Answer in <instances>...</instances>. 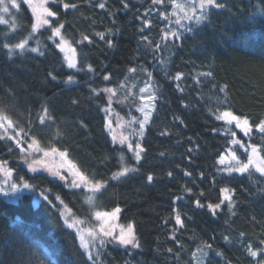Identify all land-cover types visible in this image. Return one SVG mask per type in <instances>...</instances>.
Returning a JSON list of instances; mask_svg holds the SVG:
<instances>
[{
    "label": "trees",
    "instance_id": "trees-1",
    "mask_svg": "<svg viewBox=\"0 0 264 264\" xmlns=\"http://www.w3.org/2000/svg\"><path fill=\"white\" fill-rule=\"evenodd\" d=\"M70 2L78 8L65 11L62 6H48L59 13V21L65 24L62 33L76 49L77 67L83 70L68 67L61 51L48 39L50 31L43 29L29 41V47H38L44 55L16 50L8 56L3 45L19 42L34 22L29 8L21 4L20 10L11 11L8 24H0V109L19 121L29 137L35 136L42 145L51 141L67 150L68 158L86 174L108 181L106 190L97 196V210L120 208V224L134 226L141 247H103L101 264H195L192 252L205 241L213 246L205 264H256L245 244L261 247L259 241L264 239V177L219 171L217 160L229 147L230 137L221 134L227 125L213 113L220 108L248 116L253 122L264 118V14L255 17L256 24L247 22L262 0H219L225 7L212 9L208 20L194 26L192 32L176 25V17L165 20L160 15L172 11L167 0L164 5H154L152 0H103L104 9L96 6L101 0ZM145 20L152 21L150 27H145ZM14 21L15 31L11 27ZM161 30H176L180 39L163 41ZM97 33H105V39ZM83 35L92 42L77 43ZM144 36L152 41L151 47L142 40ZM157 42L162 47L154 52ZM162 59L166 61L163 65ZM89 64L94 72L87 70ZM130 68L136 72H129ZM207 72L212 76L201 75ZM148 73L158 99L140 140L145 152L136 164L133 154L113 143L106 119L110 111L138 115L139 89L149 82ZM177 73L183 74L179 81L173 79ZM107 74L110 80L104 79ZM70 75L75 82L65 84ZM121 82L127 87L118 88L109 105V94L102 90L117 88ZM126 95L127 100L123 99ZM45 105L54 120L41 126L37 114ZM230 128L235 131L234 126ZM252 142L261 143L255 130ZM8 146L13 147L11 153ZM121 152L138 172L119 181L109 180L118 168ZM0 159L14 169V178L24 176L38 185V191L51 189L49 199L57 205L53 208L42 199L36 204L33 194L19 201L0 196V264H39L41 260L44 264L50 260L89 264L76 233L60 216L64 206L55 200L60 195L76 216L84 218L89 208L83 204V190L66 187L46 173L28 172L11 141H0ZM148 175L153 176L152 182ZM223 187L234 189L233 207L230 211L225 201L214 215L207 204L220 203ZM196 199L205 207L197 208ZM173 209L181 213L183 227L176 224Z\"/></svg>",
    "mask_w": 264,
    "mask_h": 264
},
{
    "label": "snow or ice",
    "instance_id": "snow-or-ice-1",
    "mask_svg": "<svg viewBox=\"0 0 264 264\" xmlns=\"http://www.w3.org/2000/svg\"><path fill=\"white\" fill-rule=\"evenodd\" d=\"M85 2L90 3L91 0H85ZM165 2L166 0H152V4L154 5H164ZM167 3L171 5L172 11L168 14L161 12L160 15L165 20H171V17H176L174 21L175 24L179 25L181 28H185L188 32H192L194 26H198L208 20L209 13L212 9H221L225 7V4L219 2V0H167ZM21 4H25L31 9L34 22L31 24V30L28 35L20 39L19 42L15 44L5 43L3 45V47L8 50V56L11 58L16 50H19L21 54L27 50L44 55V52H41L38 47H29V41L43 29L45 31H50L51 34L48 39L52 40L56 48L61 52L66 51V49L71 50L73 54L72 57H66L68 67L76 69L77 71L83 70L77 67L75 58L76 49L71 47L69 40L66 39L62 33L65 24L59 21V13L53 10V7L60 6H62L65 11L69 9L75 10L78 8V4L70 2V0L69 2H66V0H19V2L18 0H0V13L9 14L11 9L20 10ZM49 4L53 7H49ZM96 6L104 9L106 3L101 0ZM127 6L128 5L125 3L124 7ZM260 14H264V0H262L261 5L258 6L257 12L252 13L251 18L247 22L256 24L257 21L255 17ZM185 21L188 23H183ZM8 23V20H6L3 15H0V24ZM151 24L152 21L150 20H145L144 22L145 27H150ZM11 27L13 31L16 30L17 25L15 21L12 23ZM143 30L142 28L141 31ZM108 34H112L111 29L108 30ZM97 35L101 40H104L106 34L97 33ZM57 38L59 39L58 43L56 42ZM160 38L163 41H168L171 38L180 39V33L176 30H161ZM142 40L146 41L150 47L152 46V41L148 40L147 36L142 37ZM83 41L92 42L88 35H83L82 40L77 43H83ZM37 43H39L38 40ZM108 45L109 47L114 46L111 40H108ZM161 47L162 45L157 42L153 51H159ZM160 63L163 65L166 61L162 59ZM87 70L89 72L95 71L90 64L87 65ZM128 71L135 73L136 68H130ZM49 75L53 80L57 79L52 73H49ZM147 75L149 82H146L144 87L139 89L138 96L140 105L137 107V111L142 114L143 119L133 117L131 121L127 122L129 125L132 123L139 124V131L135 133L139 137V140L134 143L129 138L130 134H125L123 131L117 136L112 130V121L109 120L106 124V128H108L112 134L113 142L116 143L118 141L120 145H126L128 152L133 154V159L136 164L140 163L142 153L145 152L140 140L144 137L146 125L151 121L152 113L155 111V102L158 99L154 86L151 83L152 74L148 73ZM201 75L210 77L212 73L207 72ZM182 76V73H177L173 79L179 81ZM110 78V74L104 76L105 80H110ZM125 79L127 80V77H125ZM74 82V77L71 75L64 81L65 84H72ZM197 82L199 83L198 80ZM125 87H127L126 84L121 82L117 88H105L102 90L109 94V105L112 103V97L117 95L118 88ZM177 87L179 88V85H177ZM226 87L225 85V88ZM180 90L183 91V89ZM92 91L96 92V89ZM220 91L223 92L224 88H221ZM128 93L132 95L131 89H128ZM123 99L127 100L128 96H124ZM103 110L109 112L110 108H105ZM213 114L217 121H224L227 126H232L234 124L235 128L239 129L244 137H248V140L238 137L237 133L232 131L230 127L225 130L226 135L231 137L229 141L231 147L226 149V154H221L219 156L218 164L223 166L219 171H223L229 175L233 173L240 175L246 174L249 177H252L254 173H259L261 177H264V118H260L258 122H253L248 116L237 115L230 109L221 110L220 108L215 109ZM37 120L41 126L54 120V117L49 113V109L46 105L43 106L41 112L37 114ZM124 126L123 123L118 124L120 128H124ZM254 130L256 133L260 134V144L252 142ZM161 134L164 135L165 133ZM60 135L61 133L57 131L56 136L59 137ZM0 141H11L14 147L19 149V152L22 154L21 158L24 163L27 164L28 171L36 173L43 169L51 176L63 181L64 186L83 190V204L87 205L89 208V215L84 218L76 216L72 212V209L64 204V200L60 195L57 194L55 200L59 201V203L64 206L63 210L60 211V216L67 228L75 230L76 237L79 240V248L83 250L82 255L86 256L89 264H101L100 249L105 247L106 243L116 242L121 246H131L134 249L141 247L132 224H129L127 228L121 226L119 234H114V226L108 223L109 219H114L116 217L117 213L120 212V208L117 207L112 212L97 210V196L106 190L108 186L107 180L97 179L94 174L91 176L86 174L76 163L68 158L67 150H60L58 147L54 146L51 141L48 144L42 145L41 141L35 136L29 137V132L26 131L24 127L20 126L19 121L14 120L3 109H0ZM25 144L27 147H24ZM7 150L11 153L13 147L8 146ZM189 151H191V149ZM161 155H163V153H161ZM57 157L59 158V163L55 162ZM117 163L118 168L111 174L109 180L119 181L132 173L138 172L137 167L128 163L123 152L120 153ZM64 169H66L67 175L62 171ZM13 173L14 169L8 166V161L0 159V174L3 175V180H0V196L10 198L13 201H19L26 194H33L36 204H39L42 199L53 208L57 207V205L49 199L51 189L39 188L38 191V185L30 183L24 176H17L14 178ZM184 174L191 175L190 172H185ZM69 175L72 177L70 181ZM168 175L171 176L172 173L169 172ZM201 176H203V173H201ZM153 179L152 175L147 176L148 182H152ZM185 190L188 193L192 192V188H186ZM37 191L38 195H35ZM220 191L222 193L220 203L207 204L208 209H210L214 215L225 201L228 202L230 211L233 207L232 200L234 189L223 187ZM200 195L203 196V192H201ZM180 199L182 198L176 197V200ZM194 203L197 208L205 207V205L201 204L199 199H196ZM173 211L175 212L176 224L183 227L184 220L182 219L181 213L177 209H173ZM93 220L99 223H93ZM244 235L245 233H240L241 237ZM224 239L228 240L229 237L224 236ZM259 244L261 247H254L252 243H246L245 250L248 256L256 260V264H264V239H261ZM212 250V244L206 241L203 242L202 246L198 245L196 251L192 252V258L195 260V264H205V258L209 257V251ZM168 251L171 252L172 249H168ZM197 253H200L201 256L198 257ZM215 255L220 256L222 253L215 252ZM39 264H44V261H39ZM49 264H59V262L57 260H50ZM228 264H231V262L229 261Z\"/></svg>",
    "mask_w": 264,
    "mask_h": 264
},
{
    "label": "rangeland",
    "instance_id": "rangeland-1",
    "mask_svg": "<svg viewBox=\"0 0 264 264\" xmlns=\"http://www.w3.org/2000/svg\"><path fill=\"white\" fill-rule=\"evenodd\" d=\"M18 2H19V0H18ZM27 6V5H26ZM28 7V6H27ZM29 8V7H28ZM12 10H15V9H11V11ZM29 10H30V12H31V9L29 8ZM11 11H10V13L9 14H4V13H0V15H3L4 16V18L6 19V20H9L10 19V15H11ZM59 42V39L57 38V43ZM62 54H63V56H64V58H65V60H66V62H67V59H66V57H68V58H71L72 57V52H71V50L70 49H66V51H64V52H61ZM138 115H133V113H131V112H128L125 116H121V115H119L118 113H114L113 111H110L109 112V114H108V116H107V119H106V124L108 123V121L109 120H111L112 121V130L116 133V135L117 136H119V133L121 132V131H123L125 134H130V136H129V138H130V140H132L134 143L137 141V140H139V137L135 134L136 132H138L139 131V124H137V123H132V124H128L127 122H129V121H131L132 120V118L133 117H136V118H138V119H143V116H142V114L138 111V113H137ZM120 123H123L125 126H124V128H120V127H118V124H120ZM223 123H225L224 121H223ZM232 126H234V128H235V125L233 124ZM228 127H230V126H227V128ZM235 130V132L237 133V136L239 135V136H241V137H243V138H246V137H244L243 136V133L242 132H240L239 131V129H234ZM107 131H108V133H109V135L111 136V139H112V134H111V132H110V130L107 128ZM221 134H225L226 135V133H225V131L224 132H221ZM238 136V137H239ZM230 137V136H229ZM230 139H231V137H230ZM113 141V140H112ZM114 143V142H113ZM114 144H116L117 146H122V145H120L119 143H118V141L116 142V143H114ZM122 147H124L125 148V150L127 151V153L128 154H130V155H132V153L131 152H128V150H127V147H126V145H124V146H122ZM229 147H231V145L229 144ZM19 150V149H18ZM21 154V153H20ZM223 154H226V151L223 153ZM37 155H40V154H37ZM21 156H22V154H21ZM22 161H23V159H22ZM218 161V160H217ZM56 163H59V158L57 157L56 158V161H55ZM23 164H24V166L27 168V164H25L24 163V161L22 162ZM218 166L220 167V168H222L223 166L222 165H220V164H218ZM27 170H28V168H27ZM63 172H64V174H66L67 175V171H66V169H64V170H62ZM28 172H30V171H28ZM30 173H32V172H30ZM36 173H46V174H48V175H50L47 171H44L43 169H41L40 171H38V172H36ZM225 173V172H224ZM227 174V173H226ZM51 176V175H50ZM51 177H53V176H51ZM72 179V177L69 175V181ZM0 180H3V175L2 174H0ZM9 200H11L10 198H8V201ZM13 201V200H12ZM63 210V209H62ZM95 223H99V222H96L95 221ZM108 223L109 224H111L112 226H114V228H115V233L114 234H119V230H120V227L122 226V227H124V228H127V225H122V224H120V222H119V214L117 213V215H116V217L114 218V219H109V221H108ZM71 230H73L74 232H75V230L74 229H71ZM110 239V238H109ZM79 241V240H78ZM108 245H113V246H121V245H119L118 243H116V242H111V243H106V245H105V247L106 246H108ZM100 251H102L101 249H100Z\"/></svg>",
    "mask_w": 264,
    "mask_h": 264
}]
</instances>
